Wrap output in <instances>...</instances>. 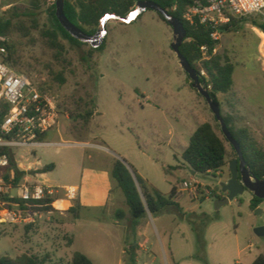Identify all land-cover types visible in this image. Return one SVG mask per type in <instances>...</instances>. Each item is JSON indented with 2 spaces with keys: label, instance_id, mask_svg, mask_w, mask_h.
Here are the masks:
<instances>
[{
  "label": "rangeland",
  "instance_id": "374dc122",
  "mask_svg": "<svg viewBox=\"0 0 264 264\" xmlns=\"http://www.w3.org/2000/svg\"><path fill=\"white\" fill-rule=\"evenodd\" d=\"M32 1L2 0L0 15L12 7L24 11ZM41 1V25L48 27L49 9L57 0ZM234 18L242 21L238 30L221 34L216 52L236 65V93L230 99L238 104L232 109L223 94L219 101L223 114L234 112L236 127L248 129L264 147V34L250 21L259 16ZM105 28L107 41L101 52H94L90 44L78 47L62 39L64 51L57 58L37 33L19 49L22 64L16 71L52 94L59 112V132L46 138L57 145L37 149L28 160L57 166L48 179L63 185L73 184L78 175L72 166H79L80 176L83 166H108L116 159L125 160L165 194L176 184L196 180L201 184L196 200L177 189L185 216L174 212L149 214L141 221L140 236L147 243L139 240L138 229L136 235L132 232L129 215L124 219L125 240L141 241L146 250L141 255H150L143 261L138 259V264H252L264 254V239L256 234L257 229L264 228V200L253 209V194L245 191L216 209L217 197L211 192L224 194L220 186L230 179L229 163L236 159V152L206 100L187 83L188 75L171 47L172 28L153 10L143 12L133 23L111 20ZM89 111L93 115L87 119ZM194 114L199 122L213 124L227 148L228 164L216 175H192L184 165L178 133ZM184 140L183 146H188L190 138ZM18 152L14 153L15 160ZM176 166L181 168L165 173L164 169ZM11 173V168L0 169V183L8 187L11 182L4 178ZM30 176L27 173L21 183L42 185L40 176ZM118 210L128 211V207L114 184L111 205L101 215L116 216ZM48 211L30 229L0 223V258L28 256L46 264H72L76 253H87L101 264L103 260L93 255L94 244L86 236L90 225L79 224L77 236L66 234L63 224L74 220L73 216L67 211ZM92 236L97 244L104 242L98 231Z\"/></svg>",
  "mask_w": 264,
  "mask_h": 264
},
{
  "label": "trees",
  "instance_id": "16d2710c",
  "mask_svg": "<svg viewBox=\"0 0 264 264\" xmlns=\"http://www.w3.org/2000/svg\"><path fill=\"white\" fill-rule=\"evenodd\" d=\"M147 0H65L64 12L66 17L79 29L89 36L95 35L101 28V21L106 15H117L120 17L128 16L135 10L137 4ZM158 3L163 9L167 10L173 17L180 20L185 30L187 38L181 47L182 55L188 60L192 68L200 75L201 80L206 82L211 97L220 105L219 95L228 94L234 87V72L236 65L219 55L216 48L219 41L212 39L213 29L201 24L196 20L193 24L184 19V14L192 5V0H149ZM42 1L33 0L32 6L22 11L20 8L12 7L5 13L0 15V34L8 39L7 48L9 55L6 64L16 73L24 75L16 71L21 66V59L18 51L25 44H29L37 33L46 41L48 48L56 53L57 58L62 55L64 46L62 39H67L73 45L78 47L87 45L73 38L60 24L56 17V3L49 9L48 27L41 25ZM159 18L167 25V21L162 15ZM254 27L264 34V23L261 19H250ZM242 21L230 17L227 24L218 27L220 34L237 31ZM108 34V32H107ZM107 37V36H106ZM106 39L98 48H93L94 52H101L105 49ZM205 48V50H203ZM93 54H90V58ZM205 71L207 77H202L201 72ZM60 82L65 83V79L61 77ZM42 90V89H41ZM43 91V90H42ZM9 112V106L2 102L0 104V131L5 116ZM93 115L92 111L87 113V119ZM223 115V114H222ZM225 123L229 128L232 136L239 143L244 155L247 167L251 175L258 179L264 180V147L259 146L253 138L250 131L246 128L236 127V119L234 116H224ZM4 152V150H0ZM184 165L190 171L197 174L209 175L218 174L225 166H227V148L224 140L216 132L215 127L210 123H204L199 126L190 139V143L182 154ZM237 158V154H236ZM11 170L14 172V179L6 176L4 181L12 183L13 186L21 182L22 178L27 175L26 172L20 171L14 161V154L11 153ZM135 173L138 184L136 183L130 169ZM180 166L169 167L164 169L166 174L172 173L173 170L180 169ZM55 169L54 164H50L36 172L44 174ZM111 178L122 191L125 204L128 207L130 215L129 223L131 230L136 235L141 221L149 214L152 216L162 213L174 212L181 216L185 213L178 202V185H174L169 194L162 193L159 189L151 185L147 180L141 177L136 170L127 164L125 160L116 159L114 161ZM215 195L217 199H223L224 194ZM3 199L6 196L3 195ZM47 203L53 204L54 198L46 199ZM262 200L253 196L251 207L257 209ZM81 204L77 200L73 207L67 212L73 218H80ZM46 210H54L48 207ZM119 220L127 217V212L118 210L116 213ZM31 225H26V229H30ZM125 264H138L140 247L138 242L129 243L125 241ZM0 264H46L45 260H39L35 257L24 256L19 259H13L8 256L0 258ZM72 264H94V262L85 254L76 253ZM252 264H264V254L258 256Z\"/></svg>",
  "mask_w": 264,
  "mask_h": 264
},
{
  "label": "built area",
  "instance_id": "2783aa9c",
  "mask_svg": "<svg viewBox=\"0 0 264 264\" xmlns=\"http://www.w3.org/2000/svg\"><path fill=\"white\" fill-rule=\"evenodd\" d=\"M1 10L2 0L0 13ZM253 15L259 16L264 23V0H192L184 19L192 24L198 20L213 29L212 39L219 41L218 27L229 23L231 16L244 18ZM7 44L8 39L0 34V104L4 102L9 106L0 131V150H4L0 152V169L11 167V153L17 149L52 145L43 142L42 138L59 125L55 97L42 91L26 75L7 66ZM201 76L207 77L206 72L202 71ZM208 89H211L210 85ZM11 179H14V172ZM200 188L201 184L196 180L178 186L179 191L187 192L193 200L198 198ZM79 192L77 187L50 188L28 181L20 182L17 187L10 183L7 187L1 181L0 223L13 226L35 224L45 213L51 212L46 210L48 207H55L46 199L62 195L72 203L78 200Z\"/></svg>",
  "mask_w": 264,
  "mask_h": 264
},
{
  "label": "crops",
  "instance_id": "0c3cea01",
  "mask_svg": "<svg viewBox=\"0 0 264 264\" xmlns=\"http://www.w3.org/2000/svg\"><path fill=\"white\" fill-rule=\"evenodd\" d=\"M234 79V76H233ZM236 82L234 79V87L231 92L228 94H223L227 95V101L229 104V107L236 108L235 102H233L231 97L234 96L236 93ZM237 100H239V95H236ZM239 102H241L239 100ZM233 103V104H232ZM222 109V108H221ZM223 114V112H222ZM224 115V114H223ZM224 116H234V112H230ZM204 123H210L208 121H203L199 122V117L197 114H194L192 117L188 119L187 122H184L182 125L181 131L178 133L179 134V145L182 147L183 152L186 150L188 146H183L182 143L185 142V138L189 137L191 139L192 135L195 133V131L198 129L199 126L203 125ZM213 125V124H212ZM59 126V125H58ZM58 131V127H55L51 131H49L44 137L42 138V141L45 143H52V145H57L53 142H48L46 141V138L51 135V134H56ZM172 135L175 134V128L172 127L171 130ZM51 145H43V146H36L32 148H25V149H17L15 151H19L18 155L15 160V151H14V161L17 165V167L20 169V171L28 173L30 177H35L34 175L36 174L37 176H40L43 181L41 182L42 185L50 188H63V187H77L79 189V198L78 201L81 204V210H80V218L79 219H74L72 221H67L63 224V229L65 230L66 234L70 233H75L76 236L79 235V224L81 223H86L90 226L87 227L86 231V236L89 237L88 242L93 243V247H95V251L93 255L95 257H100L101 264H108L106 262H109L110 264H125L124 262V257H125V239H126V231L125 227L123 226L124 224V219L119 220L115 214L110 217H105L104 215H101L106 212L107 208L111 205V196L113 193V186L114 184L117 186V184L112 180L111 178V170L113 167V164L108 165V166H103V167H95V166H83L80 173V168L78 165L72 166V171L75 172L77 175L76 179H74L73 184L69 185H63V184H58V183H52L48 179V176L52 174L51 172H47L44 174L36 173L47 164H44L42 161H37V162H30L27 158L29 154H34L36 155L37 149L39 148H47ZM70 146V145H68ZM91 157H89L90 159ZM21 160V163L19 160ZM93 159V158H91ZM27 161V162H26ZM27 163V164H26ZM57 169V166H55V169ZM53 170V171H54ZM13 175V171L11 173V178ZM140 175V174H139ZM143 177L142 175H140ZM145 180H147L151 185L156 187L154 184H152L147 178L143 177ZM118 188V187H117ZM157 188V187H156ZM158 189V188H157ZM163 193V192H162ZM165 194V193H164ZM55 199V207H57L58 202L66 203L68 206L63 209L62 211L57 210L55 207H53L56 211L62 213L65 211H68L71 207H73L75 202H68L67 200L62 198V195L57 196ZM61 209V208H59ZM127 215H129L128 211ZM130 218V215H129ZM129 222V221H128ZM143 229L142 223L140 224L138 230H139V240H143V237L140 236V231ZM94 231H98L99 234L103 235L104 242L103 243H96V239H94L92 234ZM76 236L71 237L72 238V245L76 241ZM144 244L147 243L148 240H143ZM139 247L141 249L140 254H139V260L143 261L147 258H150V255L148 254V257H145L144 255H141L142 252H146L144 249V244L141 243V241L138 242ZM86 256L90 257V259L97 264V261L91 256V254L85 253ZM145 258V259H144ZM156 259V257H155ZM256 260V259H255ZM254 260V261H255ZM94 263V264H95Z\"/></svg>",
  "mask_w": 264,
  "mask_h": 264
},
{
  "label": "water",
  "instance_id": "95a60500",
  "mask_svg": "<svg viewBox=\"0 0 264 264\" xmlns=\"http://www.w3.org/2000/svg\"><path fill=\"white\" fill-rule=\"evenodd\" d=\"M65 0H57L56 1V17L62 27L75 39L85 43L90 44L94 48L100 47L104 40L105 35L107 34L106 23L110 20L122 21L123 23H130L132 20L130 19L131 15L136 13V16L142 14L147 10H153L157 14L162 15L167 21L168 25L173 30L174 42L171 47L174 53L177 55L180 64L184 71L187 73V83L192 84V87L196 89L200 95L206 100L208 103L210 110L214 114L215 118L220 124L221 131L226 138V140L231 144L233 149L237 154V158L232 160L229 163L230 167V179L227 183L221 184V190L227 196L223 199L216 200V209L227 205L230 201L234 200L239 195H242L245 191H249L253 194L254 197L264 200V180H258L254 178L245 161L244 155L242 153L241 147L236 139L232 136L227 124L222 115L221 105L215 101L211 95L209 90L206 88V82L201 80L200 75L197 71L192 68L188 60L182 55L181 47L187 38V31L184 28L183 23L177 18L173 17L167 10L163 9L158 3L153 1H142L137 4L135 11L131 12L126 17H120L117 15H106L102 21L101 26L98 32L89 36L84 33L81 29H79L76 25H74L65 15L64 12ZM135 16V17H136ZM130 169V168H129ZM136 183L138 184L135 173L130 169ZM192 175H196L197 173L191 171ZM34 173H31V175ZM256 234L264 239V228H260L256 230Z\"/></svg>",
  "mask_w": 264,
  "mask_h": 264
},
{
  "label": "bare ground",
  "instance_id": "6f19581e",
  "mask_svg": "<svg viewBox=\"0 0 264 264\" xmlns=\"http://www.w3.org/2000/svg\"><path fill=\"white\" fill-rule=\"evenodd\" d=\"M135 11V10H133ZM136 13L134 15H131L130 19L132 20L130 23H133L134 21L138 20V18L141 16V14H139L138 16H136ZM111 21V20H110ZM109 22V21H108ZM107 24V23H106ZM107 36V34L105 35V37ZM68 206V204L66 203H62V202H58L57 203V207L61 208V209H65Z\"/></svg>",
  "mask_w": 264,
  "mask_h": 264
},
{
  "label": "flooded vegetation",
  "instance_id": "af4514ba",
  "mask_svg": "<svg viewBox=\"0 0 264 264\" xmlns=\"http://www.w3.org/2000/svg\"><path fill=\"white\" fill-rule=\"evenodd\" d=\"M192 85V84H191ZM227 195V194H226Z\"/></svg>",
  "mask_w": 264,
  "mask_h": 264
}]
</instances>
